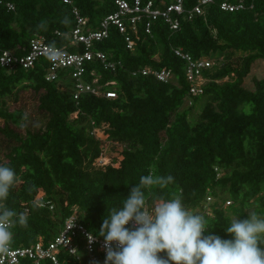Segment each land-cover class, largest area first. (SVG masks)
I'll return each instance as SVG.
<instances>
[{
  "label": "trees",
  "instance_id": "obj_1",
  "mask_svg": "<svg viewBox=\"0 0 264 264\" xmlns=\"http://www.w3.org/2000/svg\"><path fill=\"white\" fill-rule=\"evenodd\" d=\"M171 1L153 0L156 6ZM221 1L213 0L191 18L179 15L175 30L160 18L150 33L144 30V18L135 30L126 23L125 33L111 24L93 50L102 51L114 68L89 60L83 78L96 77L102 90L115 97L83 92L74 98L72 69H59L57 78L48 80L45 56L31 68L0 66V163L17 175L5 203L28 217L27 228L12 229L14 245H28L38 236L49 240L73 212L96 235L108 209L118 206L150 172L174 177L173 183L154 189L158 195L182 193L190 211L216 219L204 235L231 239L224 230L229 218H246L250 207L264 216V76L253 77L252 88L243 85L254 61L264 59V0H243L244 8L233 11L222 10ZM196 2L183 0L184 10ZM73 7L86 17L89 29L99 28L117 9L115 0H0V52L25 54L36 36L51 46L83 52V44L71 43L66 34L75 26ZM126 35L135 42L132 49L126 46ZM174 49L214 61L202 71L206 81L201 92L183 109L190 83L186 62ZM232 53L241 54L239 64L226 58ZM144 68L171 69L174 80L159 81L152 73L142 74ZM24 89L33 91L44 122L9 109L8 101H16ZM199 100L200 111L190 116ZM98 130L124 144L119 160L99 163ZM39 191L43 206L36 201ZM69 264L79 263L71 259Z\"/></svg>",
  "mask_w": 264,
  "mask_h": 264
},
{
  "label": "clouds",
  "instance_id": "obj_2",
  "mask_svg": "<svg viewBox=\"0 0 264 264\" xmlns=\"http://www.w3.org/2000/svg\"><path fill=\"white\" fill-rule=\"evenodd\" d=\"M47 55L52 61L61 56L54 47ZM16 180L15 170L0 163V254L4 255L10 251L12 229L28 227L27 215L5 203ZM173 182L172 175L150 172L141 176L119 205L108 209L98 233H85L89 245L97 236L103 237L104 264H264V216L254 210L247 211L242 219L232 215L224 229L231 239L214 233L204 235L216 221L214 217L190 211L182 193L165 198L154 191ZM75 220L68 230L75 226ZM161 252L165 256L158 255Z\"/></svg>",
  "mask_w": 264,
  "mask_h": 264
},
{
  "label": "built area",
  "instance_id": "obj_3",
  "mask_svg": "<svg viewBox=\"0 0 264 264\" xmlns=\"http://www.w3.org/2000/svg\"><path fill=\"white\" fill-rule=\"evenodd\" d=\"M63 2L70 4L71 0H63ZM212 2L213 0H197L189 10L185 11L183 0H172L169 4H163L161 6H156L153 0H115L117 6L116 11L104 17L100 21L99 28L97 29L87 28L86 17L81 15L78 8L73 7L72 13L75 19V26L66 34L71 38V43L83 44V52H71L68 48L51 46L44 41L42 36H36L30 39L29 48L25 54H16L13 50L3 49L0 52V66L7 70H12L16 66L31 68L40 56L48 58L47 53L49 48L54 47L60 52L61 56L56 61L48 58L49 66L46 79H55L57 78L59 69L70 68L72 69L71 75L75 79L74 98H77L83 92L92 93L97 96L115 97L116 94L114 92L102 90V86L97 83L96 77L91 81H86L83 78L85 71L84 65L89 60L97 59L104 64L105 68H114V63L107 62L102 51L93 50V45L96 41L107 37L108 28L111 24L117 26L120 32L125 33L127 30L126 23H129L133 30H135L136 23L144 18V30L150 33L153 21L160 18L168 23L172 30H175L179 26V15L186 13L187 17L191 18L194 15L202 14L204 7ZM6 6L8 9H13L12 3L7 2ZM220 8L228 11L242 9L244 8V1L235 0V2H231L229 0H222L220 2ZM125 41L127 43L126 46L132 49L135 43L134 40L126 35ZM174 53L186 62L185 76L190 86L185 100L190 105L192 103L191 98L201 92V86L205 83L203 81L205 78L202 75V71L210 67L213 61L208 58H193L190 54L180 49H174ZM141 72L142 74L152 73L157 80L162 82L174 80L173 71L167 68L158 70L144 68ZM93 73L91 71V74ZM97 137L99 136L97 135ZM42 197L43 194L38 195L37 193L36 201L41 206L44 205L40 201ZM206 201H211V198L207 197ZM229 202L227 200L225 204L227 205ZM204 208L207 214L211 213L209 206L206 205ZM49 209L53 210L52 204H49ZM74 219H76L74 221L75 226L68 230ZM126 226L130 227V225ZM88 232L90 231L80 222L76 212H73L63 220L59 231L49 240H44L43 237L38 236L34 242L28 245H14L12 241L10 251L6 255L0 254V264H42L45 261H49L52 264H69L71 259L77 260L79 264L86 263L85 260L89 264L92 261H98L99 264H104L106 252L102 247L103 237L97 236L96 241L89 245L85 235ZM76 249L79 253L76 252ZM74 252H76V255H73ZM62 255L65 259L60 258Z\"/></svg>",
  "mask_w": 264,
  "mask_h": 264
},
{
  "label": "rangeland",
  "instance_id": "obj_4",
  "mask_svg": "<svg viewBox=\"0 0 264 264\" xmlns=\"http://www.w3.org/2000/svg\"><path fill=\"white\" fill-rule=\"evenodd\" d=\"M233 65H237L241 61L240 53H232L230 56L226 57ZM214 63V61H213ZM264 76V59H256L251 67L250 73L245 77L243 85L247 88H252V78L253 77H262ZM203 81H206L204 79ZM9 109H21L25 116H30L34 121H37L38 124L45 121V118L41 114H37L36 112V99L33 95V91L30 89H24L21 91L18 99L16 101L9 100ZM188 105L187 100H185L184 104L180 107V109L186 108ZM202 107V101L199 100L195 107L190 110V116H195ZM96 135L101 139V153H100V164H106L111 161L112 158H116L119 160L121 158L120 151L124 148V144H118L116 142H112L107 138V134L103 132V130L96 131ZM43 194L42 191L38 192V195ZM248 211L252 210V208H248Z\"/></svg>",
  "mask_w": 264,
  "mask_h": 264
}]
</instances>
